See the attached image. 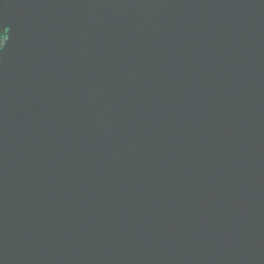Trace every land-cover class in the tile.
<instances>
[{
	"label": "water",
	"instance_id": "1",
	"mask_svg": "<svg viewBox=\"0 0 264 264\" xmlns=\"http://www.w3.org/2000/svg\"><path fill=\"white\" fill-rule=\"evenodd\" d=\"M0 264H264V0H0Z\"/></svg>",
	"mask_w": 264,
	"mask_h": 264
}]
</instances>
